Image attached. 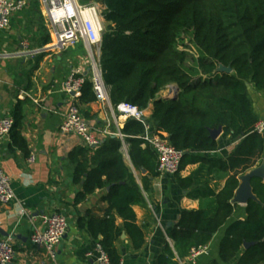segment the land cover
<instances>
[{"label":"trees","instance_id":"obj_1","mask_svg":"<svg viewBox=\"0 0 264 264\" xmlns=\"http://www.w3.org/2000/svg\"><path fill=\"white\" fill-rule=\"evenodd\" d=\"M104 7L100 66L113 107L129 103L152 114L147 123L154 133L168 139L183 152L180 172L192 164L200 168L187 178L176 174L178 184L189 195L203 198L199 210L185 211L172 229L169 244L157 264H178L194 248L207 247L240 210L232 200L239 177L255 168L264 157V136L256 132L260 121L250 88L264 96V0H99ZM30 5L40 19L42 43H50L38 0ZM190 35L197 51L191 56L180 49ZM186 36V37H185ZM219 64L233 73L216 74ZM177 85L176 99L159 95ZM89 78L77 103L97 101ZM18 127L20 107L12 115ZM222 128L223 138L236 142L226 159L209 160L202 153L219 149L211 132ZM11 132V134H12ZM126 136L128 157L137 171L148 178L159 176L158 156L140 138L145 124L130 119L121 130ZM119 137H106L96 147L82 146L71 152L73 182L81 186L75 204L96 191L109 188L103 201L109 207L104 217L88 214L78 221L86 227L106 253L111 264H120L116 242L125 233L134 249L145 244L133 207L145 205L142 188L125 162ZM227 176L219 193L208 188L202 177ZM254 194L261 204L249 201L244 220L231 224L220 242L218 260L210 264H264V182L252 179ZM206 199V201H205ZM212 199V200H210ZM210 200V201H209ZM205 201V202H204ZM122 220V224L118 223ZM252 244L245 249L244 244Z\"/></svg>","mask_w":264,"mask_h":264},{"label":"crops","instance_id":"obj_2","mask_svg":"<svg viewBox=\"0 0 264 264\" xmlns=\"http://www.w3.org/2000/svg\"><path fill=\"white\" fill-rule=\"evenodd\" d=\"M93 1L99 3V0ZM39 23L40 19L29 3L24 11L12 16L10 27L0 34V119L12 117L17 107L21 110L18 127L8 138L0 140V168L10 177L15 194L13 203L0 204V239L14 237L16 257L11 264H102L99 262L98 240L86 227H80L78 221L88 214L105 216L109 205L102 199L108 190L96 191L82 203L75 204L81 186L73 182V165L69 156L84 145L79 137L63 134L59 129L69 100L62 92L64 82L73 68L81 69L86 78L90 77L89 52L84 42L64 51H53L54 40L50 34V43L42 47L43 30ZM37 50L42 52L37 54ZM172 86L159 96H173L170 92ZM250 94L261 121L264 119V96L252 88ZM79 107L102 141L106 137H117L115 134L124 128L122 124L125 126L123 120H115L108 102L97 100ZM152 109L151 105L146 110L147 119ZM222 135L223 131L216 139L219 149L202 153V157L219 160L232 153L236 142L224 139ZM33 156L35 160L31 161ZM124 157L146 201L145 205L133 207L137 225L145 235V244L140 250L134 249L124 233L116 242L120 264H157L166 244L174 248L170 233L181 214L199 210L204 199L191 197L190 190L180 187L176 175L150 177L144 189L143 177L148 176L147 171L135 170L127 152ZM199 168L200 164L188 165L179 176L187 178ZM202 178L209 181L208 188L216 194L227 180L223 174ZM237 205L240 210L213 238L206 252L196 258L195 264L218 260L219 245L227 228L245 218L246 206ZM53 213L65 214L69 222L67 235L57 246L56 261L49 258L44 248L34 246L30 241L34 232L43 230L42 216ZM118 223L122 224V220L118 219ZM177 263L192 264L190 255L184 259L177 257Z\"/></svg>","mask_w":264,"mask_h":264},{"label":"built area","instance_id":"obj_3","mask_svg":"<svg viewBox=\"0 0 264 264\" xmlns=\"http://www.w3.org/2000/svg\"><path fill=\"white\" fill-rule=\"evenodd\" d=\"M42 16L44 17L49 34L54 40L53 51H64L75 47L80 42L87 46L90 56L91 75L89 77L94 92L99 101L108 102L115 120L134 119L145 124V133L140 137L144 146L150 145L158 156V172L160 175L174 176L180 172L183 152L173 147L168 139L154 133L147 123L146 111L129 103H120L113 107L109 98V87L105 84L100 66L102 34L104 31L103 7L93 0H38ZM30 0H0V34L10 27L13 15L24 11ZM37 50L36 53H41ZM86 77L79 68H73L64 82L62 92L69 98L67 111L63 116L59 129L63 134L79 137L86 147H98L102 140L97 136L95 129L88 123L77 103ZM176 89L170 88L173 95ZM15 121L7 116L0 119V140L11 135ZM256 132L264 136V119L256 125ZM107 136L109 133L104 132ZM128 153L126 136L121 130L115 134ZM35 160L34 156L31 161ZM15 194L11 179L0 168V204L6 206L13 203ZM43 230L36 231L30 238L34 246L44 248L49 258L57 260V246L62 242L69 231V222L65 214L53 213L42 216ZM99 262L111 264L106 253L98 244ZM207 247L192 249L190 261L195 264L196 258L204 254ZM16 257L14 237L7 236L0 239V264H11Z\"/></svg>","mask_w":264,"mask_h":264},{"label":"water","instance_id":"obj_4","mask_svg":"<svg viewBox=\"0 0 264 264\" xmlns=\"http://www.w3.org/2000/svg\"><path fill=\"white\" fill-rule=\"evenodd\" d=\"M216 74H227L230 75L233 73V69L231 66H224L223 64H219L218 68L215 71ZM174 88L176 89L173 96L170 97H164V99H176L179 94V88L177 85H174ZM124 127V124H122V128ZM222 128H219L217 130H213L211 132V136L213 139H217L218 136L221 134ZM92 148H96L93 146ZM143 173H146V170L144 168L141 169ZM258 178L264 182V157L262 159V162L259 166L247 171L243 175L239 177V187L237 188L235 192V196L232 200L233 204H239L246 206L249 201H255L259 204H261L260 200L257 198V196L254 194L253 187H252V179ZM109 190V188L107 189ZM250 243H245L244 248L247 249L251 246Z\"/></svg>","mask_w":264,"mask_h":264},{"label":"rangeland","instance_id":"obj_5","mask_svg":"<svg viewBox=\"0 0 264 264\" xmlns=\"http://www.w3.org/2000/svg\"><path fill=\"white\" fill-rule=\"evenodd\" d=\"M37 24V21H36ZM47 26V24H46ZM48 30V29H47ZM186 37V36H185ZM183 43H181L180 49H185L188 51V53L193 57V56H197V51L191 41L190 35H187L186 39H183ZM124 155L126 154L125 150H122Z\"/></svg>","mask_w":264,"mask_h":264}]
</instances>
